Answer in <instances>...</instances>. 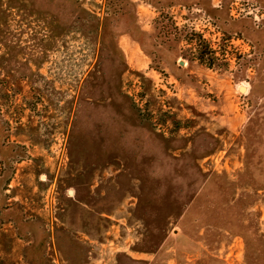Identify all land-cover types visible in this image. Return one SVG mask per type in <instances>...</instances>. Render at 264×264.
Listing matches in <instances>:
<instances>
[{
  "label": "rangeland",
  "instance_id": "obj_1",
  "mask_svg": "<svg viewBox=\"0 0 264 264\" xmlns=\"http://www.w3.org/2000/svg\"><path fill=\"white\" fill-rule=\"evenodd\" d=\"M0 264H264V0H0Z\"/></svg>",
  "mask_w": 264,
  "mask_h": 264
},
{
  "label": "trees",
  "instance_id": "obj_2",
  "mask_svg": "<svg viewBox=\"0 0 264 264\" xmlns=\"http://www.w3.org/2000/svg\"><path fill=\"white\" fill-rule=\"evenodd\" d=\"M155 20L158 24L159 37L172 41H178L181 37L189 41L197 39L199 48L196 53V59L198 60V62L203 65H206L209 68L213 67V51H211L207 47V45L202 43L198 34L194 33L193 30H179L175 26L173 19L163 12L160 13Z\"/></svg>",
  "mask_w": 264,
  "mask_h": 264
},
{
  "label": "bare ground",
  "instance_id": "obj_3",
  "mask_svg": "<svg viewBox=\"0 0 264 264\" xmlns=\"http://www.w3.org/2000/svg\"><path fill=\"white\" fill-rule=\"evenodd\" d=\"M244 89L242 88L241 91H243Z\"/></svg>",
  "mask_w": 264,
  "mask_h": 264
},
{
  "label": "water",
  "instance_id": "obj_4",
  "mask_svg": "<svg viewBox=\"0 0 264 264\" xmlns=\"http://www.w3.org/2000/svg\"><path fill=\"white\" fill-rule=\"evenodd\" d=\"M182 64V62H180Z\"/></svg>",
  "mask_w": 264,
  "mask_h": 264
}]
</instances>
